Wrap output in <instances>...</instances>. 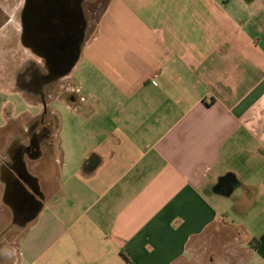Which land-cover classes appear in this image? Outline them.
Returning <instances> with one entry per match:
<instances>
[{"label":"crops","instance_id":"obj_1","mask_svg":"<svg viewBox=\"0 0 264 264\" xmlns=\"http://www.w3.org/2000/svg\"><path fill=\"white\" fill-rule=\"evenodd\" d=\"M21 2L8 12L0 0V56L1 41L17 39L14 88L0 78V162L12 138L29 146L42 109L15 80L31 56L17 38ZM262 20L215 0H107L46 98L57 122L55 101L97 124L63 129L61 147L51 129L30 148L43 199L27 224L0 228V264H185L205 237L214 264L216 252L231 255L226 231L245 251L238 264H264Z\"/></svg>","mask_w":264,"mask_h":264},{"label":"flooded vegetation","instance_id":"obj_2","mask_svg":"<svg viewBox=\"0 0 264 264\" xmlns=\"http://www.w3.org/2000/svg\"><path fill=\"white\" fill-rule=\"evenodd\" d=\"M21 1L17 38L31 56L16 72L15 80L18 87L39 97L42 109L29 125V146L17 144L16 138H12L0 167L3 171L2 199L13 215L10 222L25 225L43 199L26 170L25 159L30 157L31 147L41 146L48 132L57 128L54 114L46 107V98L78 60L85 40L96 30L107 0ZM223 182L222 186L226 184Z\"/></svg>","mask_w":264,"mask_h":264},{"label":"rangeland","instance_id":"obj_3","mask_svg":"<svg viewBox=\"0 0 264 264\" xmlns=\"http://www.w3.org/2000/svg\"><path fill=\"white\" fill-rule=\"evenodd\" d=\"M7 1H8V4H10L9 5L10 7H8V12H9L13 8L11 4L13 0H7ZM215 3L219 10H221L226 15H229L232 17H236V16L242 17L243 16L247 18V20H249L250 17H253V18L258 17V15L260 14L264 16V0H215ZM258 24L264 25V20H262V22L261 23L259 22ZM14 37L12 35V36H9L6 41H3V40L1 41L2 42L1 45H4L1 47L4 48L5 52L7 53L6 54L3 53L0 56V78L3 82H8L9 84L11 83L10 85H7V88H14L12 80H13L15 70L12 68L13 63H12V56H11L12 53L15 52L13 49H11L12 47L11 44H13V41H15L14 42L15 45L17 44L16 42L17 39L16 37L14 39ZM11 39H14V40L10 41ZM16 49H18L17 50L18 55L22 56V50H20L21 49L20 46H17ZM68 104H73V103L69 102ZM51 106L56 109L57 114H58V122H56L57 124L56 129H58L57 132H58L60 147L62 146L63 129H82L84 127H87L88 125L91 128H95V125L97 124V120L94 117H91L92 119H90L89 121L90 124L88 120L84 121L85 118L83 115L84 114L83 107L72 109V107L68 106L67 103L66 104L65 102L58 103L57 101L53 102ZM7 129H10V128H7ZM228 201H229L228 202L229 207L232 208L234 204L233 200H228ZM1 207H3V205L0 203V228H2V225L5 226V224L13 220V215L10 213V210L5 209V211L4 210L2 211ZM244 217H245L244 220H248L249 223L253 221L251 216L245 215ZM230 218H231L230 222H232L233 220L235 222H238L240 219H242L238 215H235L233 212L230 214ZM16 231L18 230L12 229L11 231H8L9 233L8 236L13 235L14 232ZM233 233H234L233 231H230L229 233H227L226 231V234L229 236V239L231 240L229 241L228 239L224 240V241H227L226 244H228V246L226 250L229 251V253L231 254L230 257L225 256V255L223 256V253H221V251L219 253L218 251L216 252L217 254L215 255L218 260L214 264H238L240 263L239 260L241 256L243 257L245 256V251L244 252L238 251V248H239L238 241L239 240H234L235 235ZM208 240L209 238L205 237V238H202V241H198L197 244H195V246L193 245L189 260L185 264H213L208 261V255H207ZM219 242L221 241L219 240L218 243ZM229 242L231 243L229 244ZM216 243L217 241H215V244ZM217 246L218 245L216 244V247ZM43 263L46 264L45 262ZM38 264H41V263L39 262Z\"/></svg>","mask_w":264,"mask_h":264},{"label":"water","instance_id":"obj_4","mask_svg":"<svg viewBox=\"0 0 264 264\" xmlns=\"http://www.w3.org/2000/svg\"><path fill=\"white\" fill-rule=\"evenodd\" d=\"M2 174H3V171H2V169H1V167H0V182H1V183H3Z\"/></svg>","mask_w":264,"mask_h":264}]
</instances>
